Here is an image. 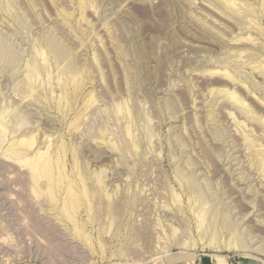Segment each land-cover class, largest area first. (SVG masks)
Segmentation results:
<instances>
[{
  "label": "rangeland",
  "instance_id": "374dc122",
  "mask_svg": "<svg viewBox=\"0 0 264 264\" xmlns=\"http://www.w3.org/2000/svg\"><path fill=\"white\" fill-rule=\"evenodd\" d=\"M0 264H264V0H0Z\"/></svg>",
  "mask_w": 264,
  "mask_h": 264
},
{
  "label": "bare ground",
  "instance_id": "6f19581e",
  "mask_svg": "<svg viewBox=\"0 0 264 264\" xmlns=\"http://www.w3.org/2000/svg\"><path fill=\"white\" fill-rule=\"evenodd\" d=\"M227 77H230V76L227 75ZM33 137H31V138L29 137L27 139H21L19 141V143H17V144L15 143V145L25 146L26 150L30 152V153L28 152L30 155L33 153V151L31 149H32L33 145L35 144ZM11 147H12V145L10 146V148ZM26 150H23L24 154H25ZM9 151H11V149ZM16 153H14V154H16ZM18 153L20 154V152H18ZM37 154L38 153H36L34 156L33 155L30 156L31 158H29V160L26 159L29 163V168L31 169L32 172H34L33 173V177H34L33 179H34L35 183L37 184V188L41 187V184L38 181L46 179V181H47L46 184L48 187V189H46V190H48V191H46V193L47 192L50 193V199L49 200H51L55 203L53 205L54 209H56L58 211V213L63 218L65 217V219H68V221L72 220L71 216L74 215V213L76 214L77 209H79V207L81 206L83 198H86L87 188H85V186L84 187L82 186V188H80L76 183L69 182V180L65 184L64 178L66 176H65L64 172L62 171L63 167H61L60 160L57 158L54 161L53 159L50 158V156H46L45 153H43V154L40 153L38 155ZM16 155H14V156H16ZM25 155H27V154H25ZM26 165H28V164H26ZM62 184H64V188L62 187L63 188L62 191H58V193L60 192V194H64L65 197L61 198V199H63V201L61 203V207H59V205H57V202H56L55 191L53 192L52 190L55 187L60 190ZM51 187H52V190H51ZM80 226L81 225H78V223H76V222L74 223L73 227L76 228V233H78L76 237H78V235H79L80 237H84L86 239L87 235H84L85 233H84V229L82 228L83 226L82 227H80ZM80 237H79V239H80ZM88 240H89V238H88ZM83 242H87L90 244V240L89 241H83Z\"/></svg>",
  "mask_w": 264,
  "mask_h": 264
}]
</instances>
